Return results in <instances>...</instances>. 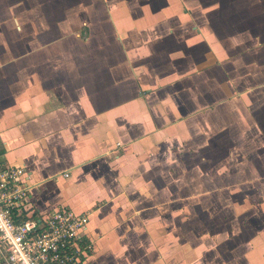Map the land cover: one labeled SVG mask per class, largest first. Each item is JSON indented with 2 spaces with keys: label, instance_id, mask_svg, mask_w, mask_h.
I'll list each match as a JSON object with an SVG mask.
<instances>
[{
  "label": "crops",
  "instance_id": "1",
  "mask_svg": "<svg viewBox=\"0 0 264 264\" xmlns=\"http://www.w3.org/2000/svg\"><path fill=\"white\" fill-rule=\"evenodd\" d=\"M0 161L84 264H264V0H0Z\"/></svg>",
  "mask_w": 264,
  "mask_h": 264
},
{
  "label": "built area",
  "instance_id": "2",
  "mask_svg": "<svg viewBox=\"0 0 264 264\" xmlns=\"http://www.w3.org/2000/svg\"><path fill=\"white\" fill-rule=\"evenodd\" d=\"M25 168L0 161V258L4 264H84L87 214L58 207L45 217L31 213Z\"/></svg>",
  "mask_w": 264,
  "mask_h": 264
}]
</instances>
